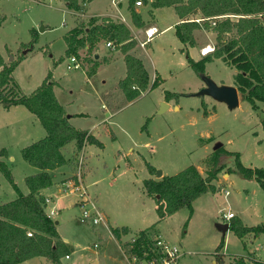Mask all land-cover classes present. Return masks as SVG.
I'll list each match as a JSON object with an SVG mask.
<instances>
[{
    "label": "rangeland",
    "instance_id": "374dc122",
    "mask_svg": "<svg viewBox=\"0 0 264 264\" xmlns=\"http://www.w3.org/2000/svg\"><path fill=\"white\" fill-rule=\"evenodd\" d=\"M141 1L137 8L143 25L137 27L130 17L129 0H91L79 11L68 9L63 0H0V53L7 62L15 61L12 77L19 91L31 93L49 74L48 81L57 100L65 114L70 115L69 123L87 130L102 143V146L86 143L78 152L73 142L68 143L63 149L68 164L54 170L53 175L57 181L58 174L67 175L79 167L83 184L104 214L106 226L81 219V197L75 191L63 190L61 181L47 187L50 201L45 212L54 206L50 217L57 222L59 238L69 250L68 256L60 261L62 264H130L124 253L126 243L147 228L151 238L161 236L171 244L181 245L183 255L178 264H220L214 261V251L222 238L224 245L219 252L224 254L225 264H234L237 255L264 261V232L239 238L230 229L222 235L217 227L227 221L222 216L225 211H232L247 225L264 220V190L254 177L233 170V155L221 157L224 168L213 181L214 190L191 202V216L190 208L184 206L158 221L155 200L142 187L144 179L160 178L149 171L148 164L166 175L188 165L196 166L204 174L203 159L213 151L216 142H221L227 150L239 152L245 166L264 168L260 123L264 103L257 102L253 108L238 91L239 104L229 109L208 95L193 94L203 82L188 64L187 55L197 59L198 46L200 52L202 45L210 42L212 31L195 33L197 46L185 50L172 27L144 47L134 38L136 45L130 52L143 61L149 73V85L131 100L117 84L125 74L123 54L115 47L107 48L106 41L102 40L93 52L98 54L97 59L109 58V61L102 63L94 75L87 77L83 63L81 68L66 67L70 56L65 52L63 36L80 20L86 21L87 15H116L118 18H114L125 21L137 37L143 36L147 25L162 30L176 23L173 7L152 8L149 0ZM29 46L30 50L24 54L23 50ZM10 56L12 59L8 60ZM235 72L222 60L213 59L205 63L203 74L218 84L234 85ZM155 75L159 83L153 86ZM164 91L178 96L165 100ZM162 100L170 106L158 112ZM45 133L38 118L25 106L18 104L6 109L0 105V149L5 148L7 154L0 160L24 194L29 191L25 177L36 173L37 168L22 158L21 149ZM228 169L232 171L227 172ZM10 179L0 170V202L16 194ZM116 227H127L129 232L117 238L111 232ZM19 264L55 263L34 256Z\"/></svg>",
    "mask_w": 264,
    "mask_h": 264
},
{
    "label": "trees",
    "instance_id": "16d2710c",
    "mask_svg": "<svg viewBox=\"0 0 264 264\" xmlns=\"http://www.w3.org/2000/svg\"><path fill=\"white\" fill-rule=\"evenodd\" d=\"M65 6L73 11L83 10L91 0H63ZM146 1V0H144ZM152 8L173 7L179 21L174 24V34L183 44V50L196 45L195 32L210 30L214 33L213 50L192 59L187 55L188 64L199 75L204 73L205 63L220 59L233 67L234 85L242 99L257 107V102L264 103V0H150ZM129 0L130 17L135 26H142L140 13ZM195 18H199L196 21ZM2 18L0 17V22ZM65 52L75 56L86 64L83 68L87 77L94 75L100 65L108 62L94 57L93 50L102 41H111L123 54L125 75L117 84L123 95L131 100L145 91L149 85V73L143 61L130 52L136 45L130 28L124 22L109 15H90L87 20L70 27L64 34ZM84 53H83V52ZM84 66V65H83ZM15 61L7 62L0 53V105L10 108L23 105L34 114L43 125L45 135L21 149L22 158L34 165L38 171L25 177L28 193H22L10 179V171L0 160V170L10 179L15 189L14 198L0 202V264H19L34 257L43 256L55 264H62L61 257L68 255L67 245L59 238L55 221L45 212V196L42 188L53 183V171L68 164L64 147L73 142L77 152L86 143L102 146L101 141L87 130L69 123L64 108L59 103L48 81V76L31 93L19 91L12 77ZM159 83L155 75L152 85ZM182 93H179V95ZM164 99L178 96V93L164 91ZM264 139V117L261 119ZM233 155L234 169L245 177H254L264 190V168L245 166L239 152L222 146L213 150L203 159L205 171L202 174L194 165H188L173 175L163 174L160 178L143 180L146 195L154 198L158 221L187 206L202 193L214 190L213 181L223 170L220 162L223 155ZM5 148L0 149V157L5 156ZM151 173L155 168L148 164ZM232 170L228 169L227 172ZM188 216V217H189ZM229 229L239 238L258 235L264 232V220L256 225H247L236 215L227 220ZM147 229L139 231L135 239L126 243L127 255H136L139 259H151L156 256ZM28 232L31 234L29 235ZM117 238L129 232L127 227L111 230ZM224 238L216 247L215 260L225 264L220 248ZM234 264H264V261L244 255L234 256Z\"/></svg>",
    "mask_w": 264,
    "mask_h": 264
},
{
    "label": "built area",
    "instance_id": "2783aa9c",
    "mask_svg": "<svg viewBox=\"0 0 264 264\" xmlns=\"http://www.w3.org/2000/svg\"><path fill=\"white\" fill-rule=\"evenodd\" d=\"M135 5H141V0H135ZM196 21H199V18H195ZM157 29L154 26H150L145 29V38L142 41H139V46L144 47L147 42L153 37V35L156 33ZM105 45L109 49H113L115 47V44H113L111 41H106ZM213 50V46L206 45L203 48L200 49L201 54H206L209 51ZM81 62L77 59L75 56L69 57V62L67 63L66 67L67 69H76L81 68ZM83 148V147H82ZM77 164H80V160L77 162ZM57 182L61 183V187L63 190H71L75 191L79 194L81 197L80 199V206L82 207L81 211V219H90L92 224H98L102 223L106 226L105 222V216L100 211V209L96 206L94 200L90 197L86 186H84L82 181V174L77 167V170H71L67 175H64L62 172L61 174L57 175ZM53 179L56 181L53 175ZM225 193L227 194L228 191L225 190ZM49 196L45 197V206L49 203ZM54 206L50 208L49 211H46V213L51 216L54 213ZM223 218L228 220L229 218L235 216V214L232 211H225L222 212ZM30 235L31 233L28 232ZM149 236V235H148ZM152 245L155 249L156 256L152 257L151 259H139L136 255H127L128 260L131 263L139 262L141 264H178L179 258L183 255V251L181 249V245L171 244L161 236H156L155 238H151ZM135 237L131 238V241H133ZM68 255H65L67 257Z\"/></svg>",
    "mask_w": 264,
    "mask_h": 264
},
{
    "label": "water",
    "instance_id": "95a60500",
    "mask_svg": "<svg viewBox=\"0 0 264 264\" xmlns=\"http://www.w3.org/2000/svg\"><path fill=\"white\" fill-rule=\"evenodd\" d=\"M40 30H43V26L40 27ZM30 48L31 46L23 50V53L25 54L28 50H30ZM94 57L98 58V54L96 53ZM11 59L12 57L10 56L8 60H11ZM200 78L203 82V86H201V88L198 91L194 92L193 94L198 95V96L208 95L216 101L225 103L229 109H233L238 106L239 95H238V90L236 86L232 84H224V83L218 84L213 79H211L209 76L205 74H201ZM165 108H168V103L162 100L160 102V109L158 112L163 111ZM69 116L70 115L67 114V117ZM221 146H222L221 142H216L213 145V150H216ZM155 176L161 177L162 171L156 170ZM55 223L57 222L55 221ZM217 227L221 231L222 235H224L226 231L229 229V223L225 221L223 223L217 224Z\"/></svg>",
    "mask_w": 264,
    "mask_h": 264
},
{
    "label": "crops",
    "instance_id": "0c3cea01",
    "mask_svg": "<svg viewBox=\"0 0 264 264\" xmlns=\"http://www.w3.org/2000/svg\"><path fill=\"white\" fill-rule=\"evenodd\" d=\"M134 1H135V0H134ZM149 1H150V0H149ZM138 6H140V5H137V6L135 7V9L139 12V10H138V8H137ZM116 9H117V8H116ZM128 9H129V8H128ZM139 13H140V12H139ZM106 15H109V16H111V17H113V18H114V17H115V18H118L116 15H112V14H106ZM87 16H89V15H87ZM115 18H114V19H115ZM178 21H179V18H178V16H177L176 23H177ZM124 22H125V21H124ZM142 25H143V24H142ZM127 26H128V25H127ZM150 26H154V25H147V26L145 27V29L148 28V27H150ZM173 26H174L173 24H169V25H167L165 28H163L162 30H158V29L156 28L157 31H156V33L153 35L152 38H154L156 35L162 33L165 29H167V28H169V27H172V28H173V32H174V27H173ZM128 27H129V26H128ZM154 27H155V26H154ZM129 28H130V27H129ZM145 29H144V31H145ZM130 30H131V28H130ZM139 31H140V33H141V30H139ZM144 31H143V36H142L143 38H142V37H139V36L137 37V36H136V33H133L132 30H131V33H132L133 37L138 41V42H137L138 44H139V41H142V40L145 38V33H144ZM200 31H201V30L196 31L195 33H198V32H200ZM210 33H211V39H210V42H209V43H204V44H206V45H210V46H211V45H212L211 43L214 41V35L212 34V32H210ZM174 35H175V34H174ZM152 38H151V39H152ZM151 39H150V40H151ZM212 39H213V41H212ZM150 40H149V41H150ZM149 41H148V42H149ZM148 42H147V43H148ZM196 42H197V40H196ZM204 44L202 45L201 48H203L204 46H206V45H204ZM182 46H183V44H182ZM182 46H181V47H182ZM195 46H197V43H196ZM200 46H201V45H200ZM140 47H141V46H140ZM201 48H200V49H201ZM182 49H183V47H182ZM199 53H200V52H199V46H198V54H199ZM201 55H204V54H201V53H200V56H201ZM200 56H198V58H199ZM145 68H146V67H145ZM124 75H125V74H124ZM124 75H123V76H124ZM167 102H169V101H167ZM169 106H170V105H169V103H168V107H169ZM175 108H177V107L175 106ZM37 171H38V169H37ZM162 175H163V173H162ZM58 183H59V182H57V181L54 180L52 184H58ZM47 189H48L47 187L42 188V189L40 190V192H41L44 196H47V193H46V190H47ZM234 214H235V213H234ZM121 248H122V247H121ZM122 250H123V248H122ZM123 251H124V250H123ZM124 253H125V252H124ZM127 258H128V256H127ZM259 260H260V259H259ZM214 261L216 262V260H214ZM129 262H130V261H129ZM130 264H131V263H130Z\"/></svg>",
    "mask_w": 264,
    "mask_h": 264
},
{
    "label": "clouds",
    "instance_id": "9594fccd",
    "mask_svg": "<svg viewBox=\"0 0 264 264\" xmlns=\"http://www.w3.org/2000/svg\"><path fill=\"white\" fill-rule=\"evenodd\" d=\"M208 53V52H207Z\"/></svg>",
    "mask_w": 264,
    "mask_h": 264
}]
</instances>
